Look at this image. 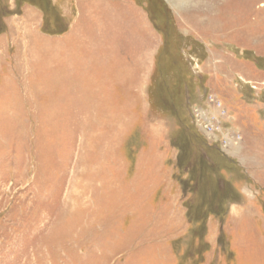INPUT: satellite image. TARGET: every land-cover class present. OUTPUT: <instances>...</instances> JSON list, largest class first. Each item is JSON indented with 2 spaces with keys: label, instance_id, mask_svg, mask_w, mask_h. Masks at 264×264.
I'll use <instances>...</instances> for the list:
<instances>
[{
  "label": "rangeland",
  "instance_id": "1",
  "mask_svg": "<svg viewBox=\"0 0 264 264\" xmlns=\"http://www.w3.org/2000/svg\"><path fill=\"white\" fill-rule=\"evenodd\" d=\"M29 1L0 0V264H264V0L39 1L52 35Z\"/></svg>",
  "mask_w": 264,
  "mask_h": 264
},
{
  "label": "trees",
  "instance_id": "2",
  "mask_svg": "<svg viewBox=\"0 0 264 264\" xmlns=\"http://www.w3.org/2000/svg\"><path fill=\"white\" fill-rule=\"evenodd\" d=\"M30 1H34L36 4H34L33 3V5L35 6V7H37L38 9H40L43 13H44V32L45 33H47V34H57V33H55V29L57 28V27H59L60 28V25H58L59 23H58V20L56 19V18H58V17H54V19L51 17V16H48L49 15V12H51L52 13V9H50V8H52L49 4H45V2H44V5L42 6L40 3H39V1L40 2H42L43 0H30ZM29 1V3H31ZM46 1V3H48V0H45ZM39 3V4H38ZM50 9V10H49ZM50 13V14H51ZM50 17V18H49ZM51 21V22H50ZM53 23V24H52ZM58 25V26H57Z\"/></svg>",
  "mask_w": 264,
  "mask_h": 264
},
{
  "label": "built area",
  "instance_id": "3",
  "mask_svg": "<svg viewBox=\"0 0 264 264\" xmlns=\"http://www.w3.org/2000/svg\"><path fill=\"white\" fill-rule=\"evenodd\" d=\"M197 111H200V110L197 109ZM196 113H199V112L194 111V114H196ZM202 126H203V125H202ZM203 128L206 129V128H209V126H208V125H206V126L204 125Z\"/></svg>",
  "mask_w": 264,
  "mask_h": 264
}]
</instances>
